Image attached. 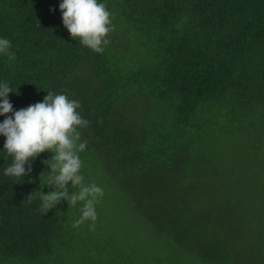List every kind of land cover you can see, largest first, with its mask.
I'll return each mask as SVG.
<instances>
[{"label":"trees","instance_id":"obj_1","mask_svg":"<svg viewBox=\"0 0 264 264\" xmlns=\"http://www.w3.org/2000/svg\"><path fill=\"white\" fill-rule=\"evenodd\" d=\"M60 2L0 0L15 56L0 84L13 112L48 92L80 103V174L104 194L94 230L72 227L82 202L44 214L27 197L55 190L52 154L5 176L0 136V264H264V0H98L115 29L102 53Z\"/></svg>","mask_w":264,"mask_h":264},{"label":"clouds","instance_id":"obj_2","mask_svg":"<svg viewBox=\"0 0 264 264\" xmlns=\"http://www.w3.org/2000/svg\"><path fill=\"white\" fill-rule=\"evenodd\" d=\"M59 11L63 26L72 39L95 53L104 51V46L109 43V33L115 30L105 4L98 0H61ZM10 46L8 39L0 38V54L14 59V53L8 51ZM10 92L12 89L7 83L0 84V116L6 117L0 123V136L5 137L4 151L13 158L4 175L24 177L31 172L30 166L26 168L30 161L42 153H51V158L44 162L49 169L44 177L46 186L55 190L48 194L31 193L28 202L39 198L40 210L44 214L61 201L73 206L82 202L81 215L72 227L91 221L90 230H94L97 220L95 206L104 193L95 183L85 184L84 176L80 174L82 160L79 153L86 149L87 141L81 142L78 129L89 126V121L77 111L80 103L64 94L48 92L42 102L13 112L7 99ZM69 184L78 191L70 193Z\"/></svg>","mask_w":264,"mask_h":264}]
</instances>
